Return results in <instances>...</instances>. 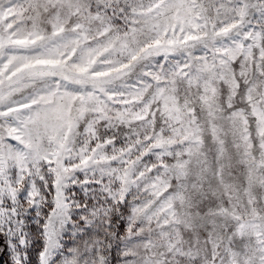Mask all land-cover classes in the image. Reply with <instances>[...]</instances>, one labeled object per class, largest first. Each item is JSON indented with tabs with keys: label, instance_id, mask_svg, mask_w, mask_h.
Here are the masks:
<instances>
[{
	"label": "snow or ice",
	"instance_id": "6c2138e0",
	"mask_svg": "<svg viewBox=\"0 0 264 264\" xmlns=\"http://www.w3.org/2000/svg\"><path fill=\"white\" fill-rule=\"evenodd\" d=\"M0 264H264V0H0Z\"/></svg>",
	"mask_w": 264,
	"mask_h": 264
}]
</instances>
